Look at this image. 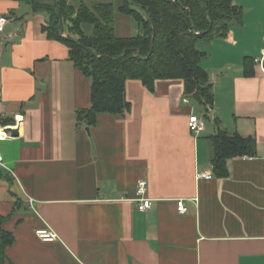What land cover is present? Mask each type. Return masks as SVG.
<instances>
[{
    "label": "crops",
    "instance_id": "crops-1",
    "mask_svg": "<svg viewBox=\"0 0 264 264\" xmlns=\"http://www.w3.org/2000/svg\"><path fill=\"white\" fill-rule=\"evenodd\" d=\"M0 15L10 19L0 33V128L11 135L0 151L15 174L0 176V215L10 216L3 227L15 236L7 264H264V66L244 74L245 59L264 51L238 50L232 31L199 45L215 95L199 136L188 125L199 117L192 101L204 108L180 80L157 81L154 93L127 81L131 113L102 114L88 127L77 113L91 107V81L67 46L48 39V14L0 0ZM121 19L136 37L137 22ZM232 49L237 59L222 53ZM6 119L12 124L2 125ZM220 129L256 141V154L229 160L223 179L212 166L211 137ZM142 180L152 200L145 212ZM41 230L55 239L42 241Z\"/></svg>",
    "mask_w": 264,
    "mask_h": 264
},
{
    "label": "trees",
    "instance_id": "trees-1",
    "mask_svg": "<svg viewBox=\"0 0 264 264\" xmlns=\"http://www.w3.org/2000/svg\"><path fill=\"white\" fill-rule=\"evenodd\" d=\"M15 1L29 4L34 13L48 14L43 28L48 39L67 46L75 68L90 79L91 107L77 113L79 123L88 127L96 126L102 114L124 118L131 113L129 80L141 81L152 93L157 81H183L185 96L208 113L215 95L202 64L209 54L198 47L227 39L231 25L243 23L242 10L233 0H103L93 6L86 0ZM117 14L137 22L136 37L117 35ZM255 67V60L246 58L245 76H255ZM1 124L11 125L12 120ZM211 140L213 172L220 179L229 176V160L256 154L255 139L238 133L220 129ZM9 218L0 215V264H7V249L15 243L14 234L3 227Z\"/></svg>",
    "mask_w": 264,
    "mask_h": 264
},
{
    "label": "rangeland",
    "instance_id": "rangeland-1",
    "mask_svg": "<svg viewBox=\"0 0 264 264\" xmlns=\"http://www.w3.org/2000/svg\"><path fill=\"white\" fill-rule=\"evenodd\" d=\"M233 4L241 8L243 15L242 24L233 23L231 25L232 34L235 33L240 42L238 50L246 51L250 57L261 55L264 51V0H233ZM116 18L117 35L119 37H130L128 36L130 35V29L122 31L120 22L123 20L121 18L132 19L120 14H117ZM85 31L89 35L92 34V28L90 27H86ZM222 53L228 54L230 59H237L239 57L237 51L233 49ZM192 104L196 107V114L199 117L205 118V111L193 101ZM205 119L207 121V118Z\"/></svg>",
    "mask_w": 264,
    "mask_h": 264
},
{
    "label": "built area",
    "instance_id": "built-area-1",
    "mask_svg": "<svg viewBox=\"0 0 264 264\" xmlns=\"http://www.w3.org/2000/svg\"><path fill=\"white\" fill-rule=\"evenodd\" d=\"M10 22V19L7 16H1L0 15V33L4 32L5 27ZM264 41V37H263ZM255 63H260L263 65L264 63V57L261 59H256ZM189 129L190 131L195 135L199 136L205 131V118H200L197 116H191L189 119ZM11 137L10 134L7 133L6 128H0V141L5 140L7 138ZM3 172H8L10 175L15 177L14 171L6 164L4 156L2 152L0 151V175ZM214 177L211 173H197V179H212ZM147 189H148V182L145 180H142L138 183L137 186V202H138V210L145 212L149 210L152 206V200L147 197ZM177 209L180 214H186L187 213V207L185 204V200H178L177 201ZM37 236L45 242H50L55 239V235L48 231V230H41L37 232Z\"/></svg>",
    "mask_w": 264,
    "mask_h": 264
},
{
    "label": "water",
    "instance_id": "water-1",
    "mask_svg": "<svg viewBox=\"0 0 264 264\" xmlns=\"http://www.w3.org/2000/svg\"><path fill=\"white\" fill-rule=\"evenodd\" d=\"M89 131V128L87 129ZM13 137H17L18 136V132L16 130H13Z\"/></svg>",
    "mask_w": 264,
    "mask_h": 264
}]
</instances>
